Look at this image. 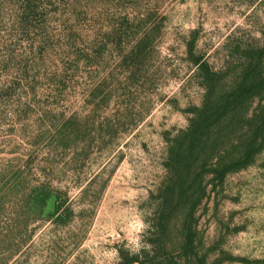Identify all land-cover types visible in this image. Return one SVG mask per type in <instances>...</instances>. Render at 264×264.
<instances>
[{"label":"rangeland","instance_id":"1","mask_svg":"<svg viewBox=\"0 0 264 264\" xmlns=\"http://www.w3.org/2000/svg\"><path fill=\"white\" fill-rule=\"evenodd\" d=\"M0 264H264V0H0Z\"/></svg>","mask_w":264,"mask_h":264}]
</instances>
